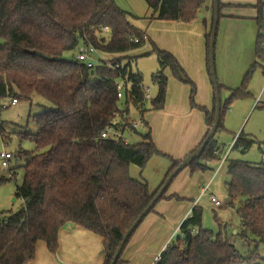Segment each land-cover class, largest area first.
I'll return each mask as SVG.
<instances>
[{"label": "trees", "instance_id": "trees-1", "mask_svg": "<svg viewBox=\"0 0 264 264\" xmlns=\"http://www.w3.org/2000/svg\"><path fill=\"white\" fill-rule=\"evenodd\" d=\"M144 1L152 11V20L181 23L196 20L199 11L209 4L210 24L205 36L208 54L212 0ZM221 7L218 0V10ZM131 19L112 0H0V101L17 97L29 100L37 96L53 106L28 116L37 128L35 134H18L19 139L32 141L35 153H18L24 159V173L20 186L15 187L14 198L20 200L21 206L15 213H0V264L31 262L39 241L45 243L50 253H55L58 232L66 224L100 237L105 251L103 264H109L125 232L179 165L180 161L170 159L171 165L162 183L153 192L147 183L129 175L130 165L143 170L153 156H165L157 150L150 129L142 120L143 114L149 111L148 105L151 111L163 109L167 86L164 71L169 70L174 79L191 86V96L194 94L193 83L171 54L152 45L159 69L151 80L158 93L149 101H144L142 78L132 73L130 59L118 70L106 68L104 64L89 69L76 62L74 56L69 61L64 59L65 54L81 45L93 46L109 55H124L139 49L145 42V34L130 24ZM256 21L255 61L241 85L226 90L227 98L223 103L220 100L216 132L221 129L224 114L232 103L248 96L246 85L252 71L264 62V16L260 12ZM202 23L207 26L206 21ZM112 62L116 64L121 59ZM121 76L130 90L118 100L116 83ZM221 88L218 85L219 92ZM130 107L141 115L140 121L148 130L140 136L141 142L128 145L101 139L114 113L124 118ZM199 110L205 117V138L214 122V97L210 111ZM123 128L125 132L136 133L130 124ZM0 138L6 144L1 127ZM233 141L232 149L242 152L255 143L242 134ZM216 149L212 138L187 170L203 172L208 169L206 163H218ZM7 172L11 179L15 177L12 170ZM226 172L228 206L234 208L239 203L235 213L240 232L235 236L245 242L252 237L264 243V165L230 161ZM4 181L0 179V183ZM201 218V209L194 206L179 225L176 240L166 246L154 264H252L253 260H259L257 249L249 256H242L232 240L201 230ZM192 230H197V234L192 235ZM121 255L116 264L121 263Z\"/></svg>", "mask_w": 264, "mask_h": 264}, {"label": "rangeland", "instance_id": "rangeland-1", "mask_svg": "<svg viewBox=\"0 0 264 264\" xmlns=\"http://www.w3.org/2000/svg\"><path fill=\"white\" fill-rule=\"evenodd\" d=\"M112 1L119 10L133 18L130 20V24L145 34V42L139 49L127 54L107 55L103 52L102 57L106 60L121 59V62H118L120 64H125L130 59L132 73L141 76L142 85L145 89L149 88V93L154 99L158 89L151 77L159 67L156 56L152 52V45L173 56L170 51H175L174 35L165 32L164 28L165 25H168L167 23L171 22L152 20V11L148 9L144 0ZM219 3L222 7L218 12L215 40L216 79L218 85H220V80L224 79L228 88L236 89L241 85L243 76L255 61L253 50L258 29L256 17L258 12L264 16V0H219ZM206 13H208L207 19H209V11ZM199 21L201 25L202 21ZM207 24V28H209L210 23L207 22ZM262 44H264V38H262ZM192 51L195 52L193 46ZM75 54L76 51L67 53L64 59L69 61ZM174 58L176 59V57ZM177 62L179 63V61ZM206 69L205 67L203 79L208 87L207 92H205L199 77L190 78L185 73L195 87L192 96L191 86L177 81L169 70H165L167 86L163 109L151 111L149 105L146 107V110L149 111L143 114V123L148 124L152 142L157 150L165 156H153L148 160L143 170L130 165L129 175L134 180L147 183L150 192L155 191L162 183L171 165L170 159L175 160L173 154L176 145L182 142L191 127L204 124L205 117L199 109L210 101L212 108L213 88L210 83L209 71ZM246 90L249 93L248 96L232 103L224 114L221 129L213 136L217 146L215 152L219 159H222L227 153V162L212 178L206 195L201 197V188L208 184L212 171L216 170L219 162L206 163L205 166L208 169L203 172L199 170L189 172L187 169L186 172L182 171V174L173 180L164 198L155 205L153 213L160 211L163 216L160 221L161 225H166V230L170 227V235L172 234L168 241L170 244L178 237L177 231L174 232L176 226H179L184 220L183 217L196 206L201 209V230L210 231L213 235L220 234L221 237L232 240L236 251L242 256H249L257 249L259 260H253L252 264H264V243H259L252 237H249V242H245L235 236L240 232L239 218L235 213L239 203L236 202L234 208L228 206L229 200L225 188V182L228 180L226 172L228 162L240 161L250 165H264V62L253 69ZM219 97L222 103L227 98L225 87L220 89ZM16 100L17 105L14 106L9 105L11 102L9 99L0 101V127L6 137V144H3L0 138V154L5 152L12 155L8 166L15 173V177L11 179L7 170L0 166V179L5 180L0 183V213L5 214L15 213L21 206L20 200L14 199L15 187L20 186L24 173L22 169L24 159L19 157L18 153H35L32 141L21 140L18 134L22 132L35 134L37 128L29 122L28 116L53 109L50 103L37 96H33L29 100L17 97ZM121 110L124 111V109ZM128 114L129 121H135L138 129L136 133L124 132L123 137L128 145L138 144L141 142L140 136L146 134L148 130L140 122L141 115L137 111L130 107ZM239 134L255 143L246 152H242L240 149L228 151L234 143L233 140ZM45 151L46 149L41 150L40 153ZM184 175L186 177L182 178ZM209 195H212L220 203L219 207H215L209 202ZM171 196L178 199L171 198Z\"/></svg>", "mask_w": 264, "mask_h": 264}, {"label": "crops", "instance_id": "crops-1", "mask_svg": "<svg viewBox=\"0 0 264 264\" xmlns=\"http://www.w3.org/2000/svg\"><path fill=\"white\" fill-rule=\"evenodd\" d=\"M207 6L208 5L206 4L204 6L205 8L199 11L201 18H197L190 23L171 22L167 23L168 25H165L164 27L165 32H170L172 35H174L175 39V51L170 52L174 57H176L177 61H179L180 66L187 76L190 78L199 77V79H201L205 92L208 91V87L203 79V76H205V67H208V54L205 47V36L208 33V28L207 26H203V23H201V26L199 20L203 21L205 19V21L208 22V13H206L208 12ZM192 46L195 48V52L192 51ZM220 86L222 88L225 87L226 90H234L228 88L224 82V79L220 80ZM204 107L201 108L210 111L212 109L211 101L208 102V104ZM206 130L207 127L205 125V119L204 124H197L195 127H191L182 142H180V144L176 145L174 148V161H182L193 150H195L204 138ZM184 171L186 172V170ZM180 174H182V172ZM214 176V172L212 171V175L207 183L210 184ZM185 177L186 175H184L182 178ZM186 216L183 218L185 219ZM162 219L163 216L160 211L155 213L152 212L143 219L123 249L120 264L153 263L155 257L166 248L168 241L172 236V234L170 235V227L168 230H166V225H161L160 221ZM178 227L179 226H176L174 232L177 231ZM57 245L56 252L50 253L47 250L44 242H37L35 247V258L27 264L104 263L105 251L101 238L71 224H66L59 230L57 236Z\"/></svg>", "mask_w": 264, "mask_h": 264}, {"label": "built area", "instance_id": "built-area-1", "mask_svg": "<svg viewBox=\"0 0 264 264\" xmlns=\"http://www.w3.org/2000/svg\"><path fill=\"white\" fill-rule=\"evenodd\" d=\"M103 30H106V28H104ZM134 42L136 43L137 41L134 40ZM102 53H103L102 51L95 49L93 46L81 45L76 50V54L74 55V60L89 69L97 65H100V64H104L106 68H109L112 70H118L122 68V65L120 63L113 64L112 60H106L105 58H103ZM129 87L130 85L128 84V82H126V79L122 78L121 76L118 82L116 83V97L118 100H122L125 97L126 92L130 90ZM143 91H144V101H149L150 99H152L149 93V88H146V89L143 88ZM16 104H17V100L13 99L11 100L9 105L14 106ZM129 120H130L129 114L125 115V117L123 118L122 116L119 115V113H114L112 123L101 133L100 138L103 140H109L115 143L122 141L124 144H127L123 137V134L126 131L124 130L123 126L130 124L131 130L136 131L138 129V125L135 123V121H129ZM233 144L234 143H232V145L229 147L228 151L232 150ZM214 154L217 155L216 152ZM11 159H12L11 154L2 152L0 154V166L8 170L9 169L8 165ZM226 162H227V153L224 154L222 159H220L219 165L214 171V175H216L221 170V168L223 167L224 164H226ZM208 186H209V183L205 187L201 188V197L203 195H206L208 191ZM208 200L215 207L220 206V203L212 195H209ZM191 234L192 235L197 234V230H192ZM165 250L166 248L155 257L152 264L160 260V256L162 252H164Z\"/></svg>", "mask_w": 264, "mask_h": 264}, {"label": "water", "instance_id": "water-1", "mask_svg": "<svg viewBox=\"0 0 264 264\" xmlns=\"http://www.w3.org/2000/svg\"><path fill=\"white\" fill-rule=\"evenodd\" d=\"M212 9H213V19L210 26L209 31V44H208V70H209V77L211 81V85L214 91V102H215V115H214V122L211 126L208 134L204 138V140L201 142V144L193 150L188 156H186L182 161H180L177 168H175L172 173L165 179L164 183L158 190V192L155 194L153 199L150 201L148 206L138 215V217L134 220V222L131 224L129 229L125 232L123 237L121 238L118 247L110 261L109 264H116L117 260L119 259L123 248L128 241V239L131 237L135 229L138 227L140 222L149 214L150 210L155 206V204L158 202V200L162 197V195L167 191L168 187L171 185L172 181L177 177V175L186 170L187 167L196 159H198L203 152L204 148L208 144V142L213 138L215 135V132L218 127L219 123V117H220V97H219V91H218V83L216 79V73H215V40H216V29H217V23H218V0H212ZM199 18H201V15H199ZM40 58L42 59H48L46 55L38 54Z\"/></svg>", "mask_w": 264, "mask_h": 264}]
</instances>
